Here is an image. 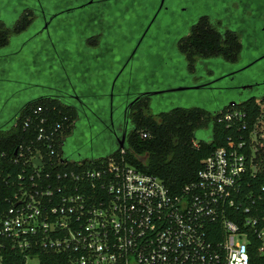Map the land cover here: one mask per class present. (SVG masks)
Instances as JSON below:
<instances>
[{"label": "trees", "instance_id": "16d2710c", "mask_svg": "<svg viewBox=\"0 0 264 264\" xmlns=\"http://www.w3.org/2000/svg\"><path fill=\"white\" fill-rule=\"evenodd\" d=\"M126 1L135 3L137 0H87L77 7H65L54 13L51 8L58 7L57 0H19L22 9L14 25L6 27L3 21L0 23L1 63L19 55L25 43H29L38 54L42 52L44 55L48 39L51 50V53L46 52L41 62L33 59V66L29 70L36 78L35 81H7L5 84L19 83L24 86V93L18 96L20 102L16 105L21 102L23 104L17 109H9L15 102L14 98L5 101L0 108V224L3 213L12 206L14 195L19 191L20 177L23 181L36 178L31 158L37 152L43 160L41 179L46 174L52 179L64 173L77 175L84 170L104 167L106 164L102 163L108 158L119 157L122 149H119L116 137L120 140L125 134V161L158 177L172 194H179L185 185L195 180L202 161L216 149L227 148L230 143L237 144L243 140L246 142L244 149L247 154L251 152L249 132L263 113L264 90L257 92L256 87L259 85L255 84L222 88L220 83L223 80L233 83L237 76L264 61V52L236 70L221 73L215 78L214 75L221 69L222 63L236 65L240 62L242 41L248 37L249 27H254L250 25L264 21V11L236 20L225 18L236 22V32L229 29L234 22H225V19L217 16L221 12L212 1L201 6L203 11H196L194 6L189 5L197 0H143L141 7L135 10L137 17L134 16L130 22L133 24L126 26L118 19H121V15L128 16V8H124L122 14L114 19L112 26L103 20L107 8L93 11L95 6L109 3L122 5ZM262 1L256 0L255 4ZM237 2L240 4L246 0ZM228 5L222 12L235 16L238 11ZM127 6L130 8V4ZM178 8L185 15L178 17L179 21L174 16ZM117 14H113V17ZM165 17L172 18V21L163 22L162 29L179 33L177 40L172 39L173 46L188 67L186 73L183 71L185 75H177L178 71L174 73V80H192L193 84L172 88L167 87L165 82L163 88L150 90L149 87H154L156 80L142 81L134 77L135 74L129 75L128 71L131 72L152 29ZM37 22L40 27L23 45L20 44L16 52L2 53L13 38L22 36ZM57 22H60L61 27L67 26V29L78 31L77 37L82 44L81 61L65 62L62 53L66 50L61 48V52L59 47L57 50L59 32L50 33V29H56ZM124 30L127 33L124 36L126 45L122 49L113 50L108 40L113 35L122 34ZM260 32L264 33V28ZM136 46L139 47L135 58L129 60ZM161 62L164 64V61ZM76 96L87 107L82 108ZM218 96L224 97L220 106L205 109L197 104L208 101L213 105ZM129 104L134 106L125 116L124 110ZM38 107H41V112L37 119L33 117V111ZM29 118L36 121L23 129ZM40 119L46 121L48 133L53 132L56 125L60 127L53 132L54 155L50 163L46 141L37 140ZM110 121H113L112 126ZM97 125L113 141L109 143L106 139L103 143L106 154L87 159L74 153L77 151L74 150L76 135L79 132L82 136L91 134L94 128H99ZM202 131H205L206 137L198 136ZM143 133L148 137L143 138ZM259 153L264 158V146L259 148ZM263 182L264 169L252 181L253 188ZM70 184L74 182L70 181ZM253 245L250 249L251 264H264V256L256 249L257 241L254 240ZM28 258H37L38 264H67V256L64 254L52 253L39 247L31 251L19 250L11 240H0V264H25Z\"/></svg>", "mask_w": 264, "mask_h": 264}, {"label": "built area", "instance_id": "2783aa9c", "mask_svg": "<svg viewBox=\"0 0 264 264\" xmlns=\"http://www.w3.org/2000/svg\"><path fill=\"white\" fill-rule=\"evenodd\" d=\"M40 112L38 107L33 117ZM34 121L29 118L23 129ZM39 122L37 140L46 141L50 163L53 132L60 127L48 133L46 121ZM249 140V155L243 140L216 149L179 194L126 162L123 149L104 167L55 179H41L37 152L31 163L37 157L41 167L32 163L35 179L20 177L1 218L0 240L19 250L64 254L67 264H251L254 240L264 256V182L252 183L264 169V110Z\"/></svg>", "mask_w": 264, "mask_h": 264}, {"label": "rangeland", "instance_id": "374dc122", "mask_svg": "<svg viewBox=\"0 0 264 264\" xmlns=\"http://www.w3.org/2000/svg\"><path fill=\"white\" fill-rule=\"evenodd\" d=\"M211 3L214 2L217 9L221 12L217 14L222 20L227 18L230 20H233V18L236 20L238 17H243L247 15H254L255 13L264 11V0L262 2H259L255 4L254 0H246L244 3L238 4V0H197L196 2H192L189 6H194L196 11L202 9V7L205 6L206 2ZM58 2V0H57ZM87 2V0H68V2H63L66 4L58 2V7H52V12L56 13L61 9H64L65 7H77L83 3ZM19 0H0V23L2 21L4 22V25L6 27L13 26L16 22L19 13L21 12L22 5L19 4ZM143 3V0H137L134 2L126 1L125 4H118L121 5L120 7H117L115 3H109L105 5H99L95 6L93 8L94 10H102L103 8H107L108 10L104 12L103 20H105L106 24L112 26V24L115 22L114 19L122 14V11L124 8H128V16L123 17L120 16L121 19H118L119 22L123 23L122 25H132L130 22L133 20V18L137 17L135 16L136 9L138 10ZM228 7L232 10L238 11L234 15H227L226 13L222 12V10H225L226 4H228ZM130 4V8L127 6ZM32 5V4H31ZM198 6V9L196 8ZM202 6V7H201ZM236 7V8H235ZM193 8V9H194ZM238 8V9H237ZM178 8L174 12L175 18L178 20V17L185 16L183 12H181ZM263 9V10H262ZM88 11V10H86ZM203 11V9H202ZM118 13L115 17H113V14ZM135 16V17H134ZM234 16V17H233ZM62 19V18H61ZM60 19V20H61ZM175 19V20H176ZM65 20V17L62 19ZM59 21V20H58ZM172 18H162L160 23L152 29V32L150 33L148 40L144 42V44L141 47V50L133 64V67L131 68V72L128 71L129 75L135 74L134 77L139 78L142 81H155L154 87H149L150 90L159 89L160 87L163 88V85L165 82L168 84L167 87H179L183 84H193V81H180V80H174V73L178 71L177 75H182L183 71L186 73L188 70V67L186 66V62L183 58H181L175 51V46H173L172 39H178L179 33L174 34L172 32H167L165 29H162L164 26L163 22H171ZM179 21V20H178ZM225 22H234V21H227L225 19ZM35 26H31L27 31L22 34V36L15 37L11 40L9 47L6 48L2 53L8 54L12 52H16L19 49V46L23 45V42H25L26 39L32 35L35 30L40 27V23L37 22ZM129 23V24H128ZM236 22L232 23L231 29L232 31L236 32L237 26L235 25ZM254 27H249L248 30V37H245L242 41L243 44V53L242 56H240V62H238L236 65L233 64H225L222 63L221 71L217 70L216 75H214V78L221 74L228 71H233L238 68H240L243 64L246 65L248 62L252 61L256 57H259L264 52V33L260 32L261 28H264V21H258L255 23V25H250ZM248 27V26H245ZM56 29H50V33L54 34V32H59L58 39L60 40L59 43L56 42L57 50L58 47L60 51L62 52V49H65L66 51L62 53L63 59L65 62L68 61H81L80 58H82L80 55L82 54V44H80V40L77 37L78 31L75 29H67L68 27H61L60 22H57L55 25ZM62 29V30H61ZM176 29V28H175ZM177 31V30H176ZM187 31V30H186ZM185 31V32H186ZM171 34V35H167ZM185 34V33H184ZM183 34V35H184ZM182 35V36H183ZM127 33L124 30L121 34L113 35L110 40H108V43L114 47L115 49H122L124 45H126V39ZM248 38V39H247ZM55 38H53V41ZM47 41V48L44 50V55L42 52L39 54L35 52V49L29 45V43H25L24 48L22 52L19 55H14L10 58H7L5 60L6 62L1 63L0 61V108L2 107L3 103L7 100H12L14 98L15 102L12 106H10L9 109H17L21 104L18 106L16 103L19 101L18 96L21 95L23 85L16 83L15 84H8L5 86L7 81H35L36 78L33 77L31 71L29 70L31 66H33V59H39L41 62V59L44 58L45 55H47L46 52H50V40L46 39ZM22 43V44H21ZM107 43V44H108ZM21 44V45H20ZM80 44V45H79ZM62 48V49H61ZM247 49V50H246ZM49 55V54H48ZM164 59V60H162ZM164 61V64L161 62ZM114 73V72H113ZM112 73V74H113ZM218 73V74H217ZM185 75V74H183ZM180 77V76H179ZM174 80V81H173ZM47 82V81H46ZM222 88L226 87H240L242 85H249V84H255L259 85L256 87V91L259 92L261 90H264V61L258 63L257 65L250 68L248 71L240 74L237 76L235 81L233 83L228 82L227 80L221 81ZM158 86V87H157ZM24 93V92H22ZM226 94V93H224ZM206 100H209V98L206 97ZM23 101V100H22ZM216 103H213L211 105L210 102L204 101L201 103H197L199 106L204 107L205 109H211L217 106H220L224 102V97L218 96L215 99ZM188 106H191L189 104ZM99 126V125H97ZM101 127L94 128L91 134H85L84 136L79 135V133L76 135V144L75 149L77 150L74 153H79L81 157H87V159L91 158H99L100 156H104L106 154V149L103 145L105 143L106 139L109 143H113L112 138H107V134L102 131ZM198 136L206 137L205 131L199 132ZM25 264H38V261L36 258H28L26 260Z\"/></svg>", "mask_w": 264, "mask_h": 264}, {"label": "flooded vegetation", "instance_id": "af4514ba", "mask_svg": "<svg viewBox=\"0 0 264 264\" xmlns=\"http://www.w3.org/2000/svg\"><path fill=\"white\" fill-rule=\"evenodd\" d=\"M150 27H151V26H150ZM150 27H149L148 30L146 31L144 37L146 36V34H147V32L149 31ZM141 41H142V40H141ZM138 47H139V46H136V47L133 49V52H132L131 55L129 56V60L135 58L136 52L138 51ZM127 62H128V60L126 61V64H127ZM124 65H125V64H124ZM129 66H130V65H129ZM121 73H122V72H121ZM119 75H120V74H119ZM75 99L78 100V102H79V104L81 105L82 108H83V107H87L86 104H84L83 101H80L79 98H78L77 96L75 97ZM133 106H134V105H132V104L127 105V107H126L125 110H124V115H125V116H127L128 111H129V113L132 111ZM110 122H111V126H112V125H113V121H110ZM75 128H76V126H75V124H74V128H73V129H75ZM125 130H126V125H125V129H124V131H125ZM123 135H124V134H123ZM116 138H117V140H119L118 137H116Z\"/></svg>", "mask_w": 264, "mask_h": 264}, {"label": "water", "instance_id": "95a60500", "mask_svg": "<svg viewBox=\"0 0 264 264\" xmlns=\"http://www.w3.org/2000/svg\"><path fill=\"white\" fill-rule=\"evenodd\" d=\"M124 136H125V134L122 135L120 140H118L119 141L118 142L119 149H123V147H124ZM32 163L34 165H36L37 167H41V164H42L41 161L37 157L32 161Z\"/></svg>", "mask_w": 264, "mask_h": 264}]
</instances>
